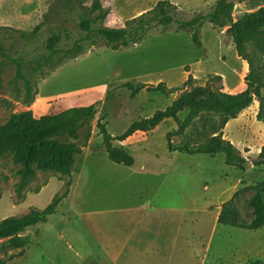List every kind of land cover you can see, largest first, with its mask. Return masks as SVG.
<instances>
[{"label": "rangeland", "instance_id": "374dc122", "mask_svg": "<svg viewBox=\"0 0 264 264\" xmlns=\"http://www.w3.org/2000/svg\"><path fill=\"white\" fill-rule=\"evenodd\" d=\"M159 1L0 0V125L29 110L42 117L69 108H98L90 141L85 138L87 128L80 131L76 144L81 152L71 174L37 168L22 174L24 165L14 159V151L0 156V222L42 211L69 190L47 221L25 232L31 242L24 255L7 264L142 262L146 242L140 252L132 251L137 234L132 233L134 228H125L128 220L123 222L119 215L152 200L177 208L194 206V212L183 219L179 212L173 213V223L179 226L183 221L181 231L180 227L155 228L156 232L149 233L148 240L154 238L160 246L161 254L149 255L157 264H253L264 260V227L249 230L218 222L228 201L240 221L254 217L249 201L264 181V165H254L264 145V107L259 120L258 98L223 131L224 138L247 159L246 170L228 166L223 153L171 151L169 137L174 145L190 139L204 141L210 136L206 124L218 120V115L204 114L202 121L182 133L174 120H167L154 130L135 133L129 141H114L134 156L131 167L113 162L105 149L97 127L103 113L108 131L119 135L133 121L171 105L184 91L190 75L196 78L193 85H209L224 92L229 88L231 93H239L247 87L248 62L238 55L226 28L210 22L201 28L200 46L192 38V29H180L174 23L168 29L154 25L142 41L117 50L82 26L90 22L92 29L100 27L98 5L108 12L104 25L119 28ZM168 1L181 10L179 18L190 19L211 11L218 0ZM231 1L235 2V19L264 5V0ZM52 39H58L56 52L48 46ZM248 51L264 101V50L250 46ZM19 67L23 77L18 76ZM126 82L155 86L165 82L168 87H181V91L164 96L145 89L132 98L127 89L119 88ZM187 115L182 112L180 118ZM4 241L0 239V258L22 251L1 247Z\"/></svg>", "mask_w": 264, "mask_h": 264}, {"label": "trees", "instance_id": "16d2710c", "mask_svg": "<svg viewBox=\"0 0 264 264\" xmlns=\"http://www.w3.org/2000/svg\"><path fill=\"white\" fill-rule=\"evenodd\" d=\"M101 10L99 19L102 24L97 29H92L90 22L82 25L88 33L96 32L112 49H119L130 44L142 41L154 25H161L168 29L174 23H178L180 29H192V38L200 46V31L206 22L214 26L226 28V32L232 37L238 55L246 60L250 72L245 77L246 89L239 93L224 92L222 89H213L209 85H193L196 78L189 76L184 83V91L176 97L171 105L164 110H158L153 116L133 121L129 127L119 135H112L103 121L106 114L103 113L97 122V127L103 137V144L109 158L118 164L133 166L135 158L123 146H115L114 141H126L137 132H148L157 128L167 120H174L182 133L196 121H202L204 114L218 115V120H211L206 124L210 136L204 141L188 140L174 145L169 137L171 151L185 152L190 155L223 153L226 155L228 166L246 170L247 159L241 151L228 139L224 138L223 131L226 125L236 119L243 111L251 107L258 98L260 101L259 120H262L264 101L260 96L261 82L252 72V60L248 48L255 46L264 50V5H260L253 12L246 13L238 19L233 16L235 2L231 0H218L208 13H198L190 19L179 18L178 6L168 0L159 1L152 9L127 20L123 27L104 25L108 12L98 5ZM89 39V37H88ZM58 39L49 41V48L56 52ZM18 76L23 77L21 67ZM216 79L222 76L216 75ZM119 88L127 89L131 97L135 98L143 90L148 89L161 93L164 96L181 91V87H168L165 82L151 85L147 83L126 82ZM111 95V93H110ZM188 112L184 120L180 118L182 112ZM98 114L97 105L80 108H69L56 114H48L42 117L34 116L31 110L20 114H14L9 121L0 125V156L8 151H14V159L23 163L20 170L22 174H30L35 168L41 170H56L66 175L71 174L76 156L81 152L76 141L80 138V131L85 127V138L90 141L92 136L91 123ZM195 141V142H194ZM255 166L264 165V145L254 161ZM71 181L68 182V186ZM256 193L249 203L253 208L254 217L249 221H240L235 206L231 201L223 204L218 222L223 225L239 227L249 230H257L264 227V181L256 187ZM69 190L56 196L51 204L42 211L33 210L23 217H7L0 222V239H5L3 248H19L22 251L7 259L0 258V264H7L16 257H22L25 249L31 242V237L25 232L47 221L48 217L56 212L57 207ZM253 264H264V260H257Z\"/></svg>", "mask_w": 264, "mask_h": 264}, {"label": "crops", "instance_id": "0c3cea01", "mask_svg": "<svg viewBox=\"0 0 264 264\" xmlns=\"http://www.w3.org/2000/svg\"><path fill=\"white\" fill-rule=\"evenodd\" d=\"M242 90H239L240 92ZM226 92L231 93V89L227 88ZM250 108V107H249ZM247 110V109H246ZM245 110V111H246ZM244 112V111H243ZM135 134L129 137L126 141H129ZM125 142V141H124ZM192 201V200H191ZM177 213L183 219L184 215L188 212H194V206L190 205V207L186 208H177L175 206L166 204H157L154 200L147 205L140 206L136 210H127L121 212L119 216H122V221L128 220V223L125 224V228H134L132 233L137 234L136 242L132 243V251L140 252L142 249V244L146 242V246L144 245L145 259L141 262L134 261H125L124 264H157L156 260H153L154 257H149L150 254H161L160 246L153 239L148 240L149 233L156 232L155 228H179L181 231L182 227V219L181 223H173V213ZM187 228V227H186ZM143 239H147V241L141 242ZM140 241V242H139ZM187 244V243H186ZM149 245V246H148ZM124 250V249H123ZM186 250V248H185ZM155 252V253H152ZM193 262V261H191ZM112 264H118V261H114ZM168 264V263H165ZM186 264V263H179ZM205 264V262H203Z\"/></svg>", "mask_w": 264, "mask_h": 264}]
</instances>
